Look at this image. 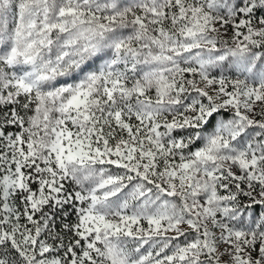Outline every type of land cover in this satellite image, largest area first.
<instances>
[{
	"label": "snow or ice",
	"instance_id": "obj_1",
	"mask_svg": "<svg viewBox=\"0 0 264 264\" xmlns=\"http://www.w3.org/2000/svg\"><path fill=\"white\" fill-rule=\"evenodd\" d=\"M0 264H264V0H0Z\"/></svg>",
	"mask_w": 264,
	"mask_h": 264
}]
</instances>
